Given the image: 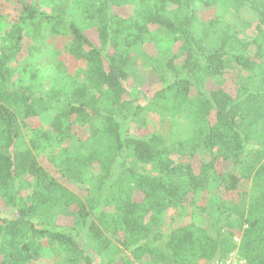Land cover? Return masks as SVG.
Returning a JSON list of instances; mask_svg holds the SVG:
<instances>
[{
	"label": "trees",
	"instance_id": "1",
	"mask_svg": "<svg viewBox=\"0 0 264 264\" xmlns=\"http://www.w3.org/2000/svg\"><path fill=\"white\" fill-rule=\"evenodd\" d=\"M46 1L0 0L15 13L0 44V264H218L235 251L264 264V0ZM67 35L76 73L61 61L64 84L24 85L23 63ZM139 53L165 84L148 109L129 91ZM150 109L167 135L131 134ZM125 153L133 166L118 165Z\"/></svg>",
	"mask_w": 264,
	"mask_h": 264
},
{
	"label": "rangeland",
	"instance_id": "2",
	"mask_svg": "<svg viewBox=\"0 0 264 264\" xmlns=\"http://www.w3.org/2000/svg\"><path fill=\"white\" fill-rule=\"evenodd\" d=\"M30 1L33 2L36 8L39 10L49 9V4L46 0ZM213 13V11L206 12L203 15V18H209ZM14 14L15 13L12 10V5L10 3H0V44L2 43V39L7 27L10 25V22H12ZM71 39L72 37L70 35L57 38L48 36L45 41L43 51L30 61L23 63V70L18 74L17 78H19L24 85L32 86L33 88L41 91H47L51 86L56 84H64L66 78L56 72V63L63 61L64 64L67 65L71 74L76 73V71L80 68L77 67V64L70 63L64 58L65 47L71 41ZM144 51L152 57H167L166 52H164L160 45L156 46L155 44H148L146 45ZM135 59L137 61V70L134 80L130 84L129 91L130 94L133 95L132 102L134 108L138 106L147 108L155 94L159 90L164 88L165 84L159 81L155 73L149 71V67L147 64L148 59L145 58L144 55L142 56V54L139 53L135 56ZM209 88H212V84L209 86ZM133 112L134 109H132L131 115ZM138 118L139 117L137 116L134 117V121L131 125V134L133 135H146L149 133L152 134L154 132H164L167 135V133L171 129L170 119H168L167 116L162 114L159 110H146L140 117V119ZM23 135L24 141L28 142L29 138L31 137V132L25 131ZM42 158L40 159L41 163L43 164V166L50 170V167L48 166L44 158ZM123 164L133 166V163L130 159H128L126 153L121 156L118 162L119 166H122ZM71 189L76 193L81 192L78 188L71 187ZM205 195L206 203L209 206L211 213L215 214L216 206L221 201L220 189L214 188L207 190L205 192ZM0 215L3 216L2 214ZM170 215L172 216V214ZM88 224H90V221H88ZM102 260L105 262H109L110 258L102 257ZM100 261V258L96 259V263H99ZM33 264H55V262L54 260H52V258L45 257L40 261L34 262Z\"/></svg>",
	"mask_w": 264,
	"mask_h": 264
},
{
	"label": "built area",
	"instance_id": "3",
	"mask_svg": "<svg viewBox=\"0 0 264 264\" xmlns=\"http://www.w3.org/2000/svg\"><path fill=\"white\" fill-rule=\"evenodd\" d=\"M235 242L240 244V238H236ZM218 264H249V262L239 255L238 251L233 252L226 260Z\"/></svg>",
	"mask_w": 264,
	"mask_h": 264
}]
</instances>
